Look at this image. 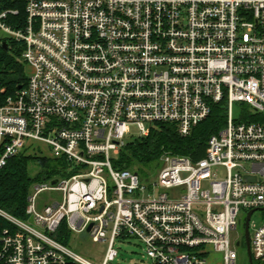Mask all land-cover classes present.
Segmentation results:
<instances>
[{
	"label": "built area",
	"instance_id": "2783aa9c",
	"mask_svg": "<svg viewBox=\"0 0 264 264\" xmlns=\"http://www.w3.org/2000/svg\"><path fill=\"white\" fill-rule=\"evenodd\" d=\"M12 1L23 27L6 23L19 9L1 11L0 44L22 45L26 82L7 97L0 85V168L43 145L69 176L32 187L26 220L0 209V264H91L56 239L62 223L107 242L102 264L130 238L153 264H210L211 249L236 264L231 235L249 211L252 264H264V0ZM220 102L226 123L201 159L164 153L149 181L113 168L131 127L186 137Z\"/></svg>",
	"mask_w": 264,
	"mask_h": 264
},
{
	"label": "trees",
	"instance_id": "16d2710c",
	"mask_svg": "<svg viewBox=\"0 0 264 264\" xmlns=\"http://www.w3.org/2000/svg\"><path fill=\"white\" fill-rule=\"evenodd\" d=\"M17 8L16 16L9 15L6 23L14 29L23 27L24 13L19 1L0 0V12ZM5 51L0 44V85L5 89L3 97L12 96L19 86L25 85L26 74L19 61L22 45L10 44ZM241 106V116L236 121L248 120L246 106ZM262 117H253L251 121H262ZM226 123L224 102L212 105L209 116L191 129L188 136L179 135L176 127L167 123L150 126L146 137L134 138L128 142L112 160L116 170H131L136 173L144 168L157 171L160 157L164 153L182 156L197 161L204 156L208 138L221 130ZM68 164L61 158L41 155L40 151L27 149L7 160L0 168V209L11 216L26 220L27 198L36 184L48 183L69 176ZM0 218V228L6 222ZM71 234L62 223L57 240L67 246ZM244 245V244H243ZM245 247V246H244ZM253 264H257L253 262Z\"/></svg>",
	"mask_w": 264,
	"mask_h": 264
},
{
	"label": "rangeland",
	"instance_id": "374dc122",
	"mask_svg": "<svg viewBox=\"0 0 264 264\" xmlns=\"http://www.w3.org/2000/svg\"><path fill=\"white\" fill-rule=\"evenodd\" d=\"M29 72V70H28ZM233 119H238L241 115V106L234 105L233 106ZM139 134L138 132L131 127L130 133L127 136V138H138ZM40 151L43 152L45 155L48 154L47 148L45 146L40 145ZM111 158L115 159L116 157L111 154ZM156 171L149 168H144L140 171L139 177L142 180H150L155 177ZM219 178L225 177V171L223 169H219L218 172ZM203 188H208V183L202 184ZM49 194L44 193L38 197V200L41 202L48 199ZM245 216H241L242 223ZM252 224L254 226H257L261 222V214L256 212L253 214L251 218ZM243 239V228L242 224L237 228L236 231L232 232L231 235V242L232 246L235 249L237 253V261L236 264H248L247 262V255L245 252V247L243 245V242L236 245L238 240ZM68 249L72 252L78 254L83 259L87 260L91 264H102L103 257L106 251L107 242H98L94 243L91 241L87 233L82 234H74L73 236H70L69 243L67 245ZM115 247L117 249L118 255L115 258L113 262H110L109 264H153L152 260L149 259L145 252L143 245L136 239V238H130L125 241L117 240ZM210 264H223L222 262V254L212 251L211 249V256L209 258Z\"/></svg>",
	"mask_w": 264,
	"mask_h": 264
},
{
	"label": "water",
	"instance_id": "95a60500",
	"mask_svg": "<svg viewBox=\"0 0 264 264\" xmlns=\"http://www.w3.org/2000/svg\"><path fill=\"white\" fill-rule=\"evenodd\" d=\"M2 48L6 51L8 46L5 42L2 43ZM21 86H19L18 88L20 89ZM245 181H249V182H253L254 179L253 178H248L245 177ZM57 182V180H52L50 181L51 185H55ZM253 213V211H249L247 213V217L244 223V231H243V238H244V244H245V252L247 255V261L248 264H252V257H251V252H250V241H249V230H248V222H249V218L251 216V214Z\"/></svg>",
	"mask_w": 264,
	"mask_h": 264
},
{
	"label": "flooded vegetation",
	"instance_id": "af4514ba",
	"mask_svg": "<svg viewBox=\"0 0 264 264\" xmlns=\"http://www.w3.org/2000/svg\"><path fill=\"white\" fill-rule=\"evenodd\" d=\"M243 243H244V241H243Z\"/></svg>",
	"mask_w": 264,
	"mask_h": 264
}]
</instances>
